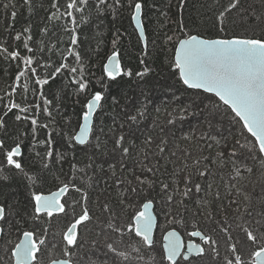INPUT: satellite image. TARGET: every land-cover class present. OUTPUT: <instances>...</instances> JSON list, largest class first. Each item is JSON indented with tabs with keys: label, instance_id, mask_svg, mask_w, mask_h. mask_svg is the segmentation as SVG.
Instances as JSON below:
<instances>
[{
	"label": "trees",
	"instance_id": "obj_1",
	"mask_svg": "<svg viewBox=\"0 0 264 264\" xmlns=\"http://www.w3.org/2000/svg\"><path fill=\"white\" fill-rule=\"evenodd\" d=\"M8 2L9 0H0V45L9 46V51L19 50L21 55H32L23 48V38L19 42L12 39L16 32L24 33L25 28H30L32 39L29 41V45L36 49L34 52L36 57L45 60L50 58L53 67L58 66L61 62H68L72 66L79 67L72 57H69L68 61L61 59V53L66 47L68 37L67 35L61 37L60 29L47 20L48 12L54 11L51 9L52 0H33L34 7L31 10L24 5L23 0H12V3L17 6L15 9L17 16L12 27H9L12 9L9 7L5 10L3 7ZM59 2L63 5L65 0H59ZM126 2L127 0H125ZM143 2L147 48L139 38L132 24L130 10L126 7L119 10L114 17L111 13L106 14L98 26L95 12H93L90 21L80 29L82 42L80 51L86 58L84 67L90 87L88 98L96 91H105L106 95L103 111L98 113L95 120L96 136L92 140V143L95 144L96 139H99L102 145L100 149L88 147L85 150L81 146L75 148L70 146V135L79 130V117L85 97L75 94V86L71 84L67 73L63 76L57 75L55 80L44 86L47 98L52 101L48 107L52 116L55 117V121L51 122L47 113L43 111L33 109L28 113V115H32L35 112L38 124L48 123V128L37 127L36 133L33 135L30 131L32 128L30 120L19 122L15 120L17 109H13L7 116H4L7 111L4 104L9 100L6 93L12 92V85L16 82L15 77L20 69L16 66L17 62L6 60L4 54L0 53V97L3 98L0 99V118L7 121L10 130L6 147L14 145L16 137L12 133L16 132L20 135L23 148V158L19 160L22 163L23 171L6 166L3 163L2 151H0V201L12 207L18 214L16 219L17 223L21 225L20 231L35 223L31 215L33 211L30 202L31 191L35 189H43L45 192L55 191L62 182L75 183L87 191L90 214L97 215L99 220L100 217L112 219L115 216L119 226L127 222L135 208L125 210L121 205L120 200L123 198V192L121 187L116 185V177L112 176L110 165L116 164L117 176L123 175L131 178L129 169L134 165L137 170L139 169L136 157L141 156L142 158L140 149L146 147L145 140L149 137L153 141L150 147L153 151H157V154L158 150L155 148V144L161 139L169 140L173 145V151L177 148H187L189 151L199 154L200 148H203V155L208 157L205 163L215 173L214 176L205 180H200L198 177L193 178L194 181L201 183L202 189L205 188L206 183H211L212 187L210 191L202 190L199 193L200 198L195 202L191 199L186 200L185 204L188 208L186 213L183 208L179 209V212L174 211L165 203L163 194L157 195L160 192L158 184L154 190L137 197V206L140 201L153 198L161 226L159 227V236L174 227L179 229L180 224L171 223L168 214L182 213L185 219L183 224L187 229L198 227L200 230L211 233L213 237L219 235L225 239L228 245L230 231L235 236L237 235L236 231L245 235L243 227L248 226L250 221L259 219V214L264 212V164L261 162L259 153L256 152V159L249 158L247 160V166L252 169V172H244L243 179L234 181L232 179L235 175L234 167L228 153L233 147L238 152L247 153V149H241L236 141L239 140L240 144H245L250 142L249 139L246 135L240 134V125L235 123L232 114L225 111L223 106L210 116L209 112L213 108V100L216 98L198 90L186 89L172 67L176 44L180 38H183L180 21L183 20L184 24L188 26V30L193 33L199 32L202 36L209 38L222 37L225 33L218 32L215 22L218 12L223 9L228 0H187L182 13L179 11V0H143ZM246 5L252 6L254 14H258L262 10L261 0H246ZM46 24L51 30L45 35L42 29ZM254 34L260 36L262 33L257 29ZM227 35H253V33L246 31L244 27L234 26L228 29ZM168 37H172V39L169 40ZM60 39H63L64 43L58 42ZM114 49L119 50L122 68L124 71H131V77L120 76L116 81L107 80L104 66ZM142 60L144 63H141ZM146 66L151 71L143 78L137 77L136 73L143 71ZM39 72L38 69V74ZM168 76L170 77L168 78ZM34 79V77L29 79V88L26 92H21L17 88L16 93L11 96V100L20 104L21 107L32 108L34 103H40L43 107L38 92L36 95L33 94L40 87L35 85ZM23 81L24 77L21 78V83ZM113 98L118 103H114ZM177 106H190L195 111V116L190 117V122H184L183 125L178 124L177 126L168 123L169 113ZM141 107L144 108L145 115L143 118H139L138 124L134 125L135 136L132 141H127L130 124V121L127 120L128 109ZM19 114L25 115V113ZM67 121H71V123H67ZM209 121L212 122L211 128ZM121 124L124 125L123 128L120 127ZM101 128L103 131H100ZM202 132L212 135L215 139L203 142L199 147L194 140L189 142L184 139L185 135L199 136ZM48 133L52 134V161L45 159L47 145L40 143V141L47 140ZM0 134L3 136L2 131ZM121 134L126 136L127 143L134 142L137 146L132 150L130 158L125 159L126 167L123 172H121L120 163L117 162L119 153L114 152V140ZM216 140H219V145L216 144ZM207 144H211V148L207 147ZM224 145L227 147L224 148ZM219 151H223L226 157V163L223 166H220V162L215 160ZM165 155L168 153L166 152ZM248 155L251 157L252 154L248 153ZM161 163L166 164V169H162L155 179L169 183L170 186L173 183H179L183 188V173L180 171L182 163L180 161H161ZM45 164L48 166L45 167ZM89 165L91 167H88ZM80 169H84V171L81 172ZM29 176L37 180L35 188L32 180L28 179ZM232 183H235L236 188L240 189L239 212L235 210L237 205H230L232 197L227 194ZM236 188L231 189L233 195H235ZM217 192L221 197L219 200L215 198ZM261 192L263 195L259 197ZM70 193L69 201L80 199V193L74 191H70ZM245 195L248 199H245ZM105 204H108L112 209L111 214L103 211ZM245 208H247V212ZM208 213L212 214L211 218H208ZM56 218L59 220H55ZM55 219L45 223L42 218L41 221L42 226L49 230L48 239L57 245L53 248L50 244L44 250L43 255L39 256L42 264H48L53 259L64 258L60 243L61 234L66 230L70 217L67 219L55 217ZM105 228L92 222L88 230L84 232L85 241L94 239L103 241L105 236L109 238V242L119 239L117 233L103 230ZM222 228H226L227 232L221 231ZM103 232H108V234L103 235ZM125 239L127 241V238ZM226 242L223 240L220 243L221 252L219 254L222 258L232 256L231 251L225 246ZM120 247L121 250H130ZM161 250L162 244L155 245L153 249L143 248L142 255L133 259L131 264H159ZM81 255L84 256L82 264H86L90 255L89 247L83 248ZM218 256L199 257L200 259L197 258L199 259L197 261L199 264H223L222 259ZM95 258L93 255L92 259Z\"/></svg>",
	"mask_w": 264,
	"mask_h": 264
},
{
	"label": "snow or ice",
	"instance_id": "obj_2",
	"mask_svg": "<svg viewBox=\"0 0 264 264\" xmlns=\"http://www.w3.org/2000/svg\"><path fill=\"white\" fill-rule=\"evenodd\" d=\"M187 0H179V11L182 13ZM23 3L29 10L33 5V0H23ZM7 10L11 7V21L9 27L15 23L17 11L16 4L9 0L3 5ZM128 8L131 13V20L135 22L136 30L139 33V38L145 40V24H144V2L143 0H65L61 5L59 0H52L51 9L48 12L47 20L54 26L60 29L59 35L63 37L67 35L68 40L64 51L61 53L62 61H68L72 57L77 66H72L71 63L61 62L58 66L53 67L51 59H43L35 56L36 49L29 45L32 39L30 28H25L24 33L16 32L12 39L19 42L23 38V48L32 55H21L19 50L9 51V46L0 45V53H3L6 60L17 62L16 66L20 69L15 77V83L12 85V92L6 93L9 97L4 107L7 109L4 116H7L13 109H17L15 120L17 122L30 120L32 128L30 131L35 135L37 127L48 128V123L38 124L36 113L32 115L28 113L33 109L47 113L51 122L55 121L49 107L52 101L45 94L44 86L49 85L50 81L55 80L57 75L63 76L68 74V78L72 85L75 86V94L85 97V102L82 105L80 114V123L78 131L70 135V146L75 148L81 146L82 149L94 147L100 149L102 147L99 139H96L95 144L92 143L96 136L95 120L98 113H102L104 104L106 103L105 91H96L88 98L90 87L89 80L86 77V68L84 67L86 58L81 54V27L88 23L91 19V14L95 12L97 26L102 22V18L111 13L113 17L123 8ZM261 11L254 14L251 5H246V0H228V3L218 12L215 26L218 32L225 33L224 36L218 38H206L199 32L193 33L188 30V26L180 21L183 38H180L176 44L174 59L172 62L173 71L179 77L180 82L186 89L199 90L203 93H209L213 100V108L209 115L216 113L222 106L229 114H232V119L240 125L241 135H246L249 143L240 144L237 140L236 144L241 149H247V153L238 152L235 147L229 151V156L232 158L235 175L232 179H243V173H251L252 169L247 166L249 158L256 159V152L259 153L262 164H264V0H261ZM244 27L246 31H251L253 35H227L230 27ZM262 33L256 36V30ZM51 29L46 24L42 29L46 35ZM27 33V35H25ZM169 40L172 37H168ZM58 42L64 43L63 39ZM115 44V40H114ZM145 48L147 43L145 42ZM43 50L42 48L40 49ZM120 52L114 49L111 55L107 58V63L104 66V74L108 81H116L120 76L131 77V71H124L120 65ZM141 63H144L142 60ZM38 69L40 70L38 74ZM51 69V70H50ZM151 69L145 67L143 71L137 72L136 76L143 78ZM24 77L23 83L21 78ZM35 78V85L40 86L34 91V95H39L43 103H34L32 108L21 107L20 104L11 100L17 88L21 92H26L29 88V79ZM106 88V85H105ZM0 99H3L0 97ZM114 99V103L118 101ZM79 103V101H77ZM59 112V110H57ZM19 113H25L20 115ZM145 115L144 108L128 109L127 120L130 121L127 141H132L135 136L134 125L139 123V118ZM195 116V111L190 106H177L169 113L170 119L168 123L173 126L178 124L183 125L184 122H190V117ZM71 123V121H67ZM124 127L123 124L120 125ZM209 127H212V122L209 121ZM0 131L3 136H0V151L6 158V163L16 170L23 171L19 157L23 155L20 135L13 132L16 137L14 145L6 147V141L9 136V125L7 121L0 118ZM100 131H103L101 128ZM185 140L189 142L195 141L199 145L203 142L214 140L215 137L208 133H201L199 136L192 134L185 135ZM52 134L48 133L46 141H40L46 144V157L48 161L53 159ZM219 140L216 144L219 145ZM114 152L119 153L118 163L121 166V172L126 167L124 161L130 158L132 150L136 149L134 142L127 143L124 134L119 135L114 140ZM152 139L149 137L145 140V148L140 149L141 156H137L139 169L135 165L129 169V176L116 175V164H111L112 176L116 177V185L121 187L123 198L120 200L124 209L135 208V211L127 220V222L116 226L109 222L108 227L112 232L117 233L119 239L109 242V238L105 236L104 240L94 239L85 241L84 232L88 230L93 222V215L90 214L89 196L87 191L75 183L62 182L55 191L45 192L43 189H35L31 191L30 202L33 206L32 218L35 221L33 226L28 230L20 231L21 225L17 223L16 215L9 216L7 205L0 204V236L8 234L9 230H16L18 242L14 243L9 249L10 259L12 264H42L39 256H42L44 250L51 244L53 248L57 245L54 241L49 240V230L41 224L42 218L44 222L50 221L56 215L61 218H69V223L66 230L62 232L60 243L62 244L63 259L50 260V264H82L84 256L81 255V250L86 246L90 249V255L86 264H131L133 259L142 255V249H153L155 247V228L156 217L153 213L154 203L153 198L146 201H140L137 206V197L149 193L154 190L157 184L160 187V192L157 195L163 194L165 203L179 212L183 208L184 212H188L186 200L191 199L193 202L199 199V193L202 190L210 191L212 184L206 183L202 189L200 182L194 181V177L200 180H205L215 175L213 170L205 163L208 157L203 155V148H200L199 154L189 151L187 148H177L173 151V145L169 140L161 139L155 144L158 150L153 151L151 145ZM211 148V144H207ZM224 148L227 145L223 146ZM168 155H165V153ZM248 153H251L249 157ZM39 155V153H37ZM15 158V159H14ZM75 159V157H73ZM175 158V159H173ZM216 161L220 162V166L226 163V157L223 151H219L215 157ZM161 161L176 162L180 161L183 173V188L179 183H169L157 181L155 177L166 169V164ZM48 165L45 164V167ZM75 168V165H73ZM88 167H91L89 165ZM79 171L83 172L84 169ZM32 180L33 187L37 184V180L29 176ZM90 179V178H89ZM236 188L235 183L230 184L228 196L232 197L230 205H237L236 211H240L238 197L240 189L236 188L235 195L231 191ZM74 191L80 193L79 200L69 201V192ZM217 200L220 194L216 193ZM245 199H248L245 195ZM103 211L111 214L112 209L108 204L103 205ZM206 211V209H204ZM247 212V208H245ZM199 214V213H197ZM18 215V214H17ZM170 222L173 224L185 223L183 214L173 215L169 213ZM251 215V213H249ZM212 214L208 213V218ZM21 219H23L21 217ZM39 230V233H38ZM221 231L227 232L226 228ZM245 233L244 241L240 242L244 247L248 248V259H243V253L238 250L237 244L233 243L231 253L234 259H227L226 264H264V213L260 214L259 219L250 221L248 226L243 227ZM190 237H196L201 243L189 241L185 243L180 233L176 228L167 231L162 240L161 262L162 264H193L191 257H204L206 254L219 255L218 242L211 234H205L198 227L188 232ZM127 238V241L126 239ZM231 239V237H229ZM122 246L124 249L121 250ZM185 248L187 251L185 252ZM135 253L136 256H132ZM39 254V255H38ZM95 259H92V256ZM195 264H199L196 261Z\"/></svg>",
	"mask_w": 264,
	"mask_h": 264
},
{
	"label": "rangeland",
	"instance_id": "obj_3",
	"mask_svg": "<svg viewBox=\"0 0 264 264\" xmlns=\"http://www.w3.org/2000/svg\"><path fill=\"white\" fill-rule=\"evenodd\" d=\"M173 74H174V72H173ZM170 75H172V74H170ZM170 76H168V78H169ZM168 80V79H167ZM261 195V196H260ZM259 195V197H262V195H263V193L261 192V194ZM8 206V205H7ZM7 212H8V214H9V216H12V215H16V217L18 216L16 213H15V210L12 208V207H9L8 206V210H7ZM264 213V212H263ZM261 214V213H260ZM260 214H259V216H260ZM163 224V222L161 223V225ZM181 225V227L178 229V231H191V230H193V228H191V229H187L186 228V225H184L183 223L182 224H180ZM117 226V225H116ZM161 227V226H160ZM109 230V231H111V229L108 227V225H107V227L105 228V229H103V230ZM236 233H237V235L235 236L234 235V233L233 232H231V234L229 235V237H231V239H228L229 240V242H228V245H227V242L225 241V239L223 238V237H221V236H217V237H214L216 240H217V242H218V252H221L220 251V243H221V241H223L224 240V242H226V247L228 248V250H230L231 251V245L233 244V243H236L237 244V247H238V250L240 251V252H242L243 253V259H245V260H247L249 257H248V251H249V249L248 248H246V247H244V245L242 244V243H240V242H242V241H244V239H245V235L243 234V233H239V232H237L236 231ZM213 234V233H212ZM15 234H14V230H9V232H8V234H6V235H4V241L2 242V244H1V248H0V257H1V261H2V263L3 264H12V261H11V259H10V252H9V249L13 246V244H11V243H9L8 242V238L9 237H13ZM15 237L17 238V235H15ZM157 241H158V243H159V245L160 244H162V239L160 238V239H157ZM196 243H201V241H198V239H197V241H196ZM159 245H157V246H159ZM130 251V250H129ZM208 255H212L211 253H208V254H206L204 257H202V258H207L208 257ZM218 258H220V254H219V256H218ZM225 258L226 257H224V258H222V263H224V264H226V261H227V259L228 258H226V260H225ZM230 258H232V259H234V257L233 256H230ZM161 259V258H160ZM200 259V258H199ZM199 259H194L193 260V262H196L197 260H199ZM0 261V262H1ZM10 262V263H9ZM159 264H162V262H161V260L159 261Z\"/></svg>",
	"mask_w": 264,
	"mask_h": 264
},
{
	"label": "flooded vegetation",
	"instance_id": "obj_4",
	"mask_svg": "<svg viewBox=\"0 0 264 264\" xmlns=\"http://www.w3.org/2000/svg\"><path fill=\"white\" fill-rule=\"evenodd\" d=\"M0 136H1V134H0ZM11 146H13V145H11ZM10 146V147H11ZM9 147V148H10ZM21 147H22V145H21ZM22 151H23V148H22ZM2 158H4V160H3V163L6 165V166H8L7 165V163H6V158H5V155H4V153L2 152ZM23 158V155L21 156V157H19L18 159L20 160V159H22ZM15 159V158H14ZM22 164V163H21ZM10 167V166H9ZM14 168V167H13ZM2 170H3V168H2ZM71 193L69 192V195H68V197H66L67 199L71 196L70 195ZM70 199V198H69ZM147 200V198L146 199H144L143 201H146ZM1 202V201H0ZM0 204H5V205H7L5 202H1ZM7 210H8V206H7ZM135 211V210H134ZM133 211V212H134ZM133 214V213H132ZM93 215V214H92ZM55 217H58V216H56V215H54L52 218H51V220H53V219H55ZM93 217H94V219H93V223L94 222H96L98 225H101V227H107V225H109V222H111V223H113V224H115V225H117V226H119V224H118V222H117V220H115V216L111 219V218H109L108 219V217H106V218H103V217H100V220L98 219V217H97V215L96 216H94L93 215ZM55 220H59V219H55ZM32 226H27V227H25L24 228V230H28V229H30ZM67 227V226H66ZM180 227H181V225H180ZM194 229H196V228H193V230ZM108 230V229H107ZM178 230V229H177ZM21 231H23L22 229H21ZM167 231H169V230H167ZM167 231H165L164 232V234L163 235H161V236H159L158 234L156 235V238H155V241H156V243H155V245H159V243H158V241H157V239H162L163 238V236L165 235V233L167 232ZM205 234H211V233H207V232H205L204 230H202ZM181 232V231H180ZM188 232L189 231H182L181 232V234H183V236L185 237V241H186V243L188 242V241H190V240H195L194 239V237H190L189 235H188ZM159 233V232H158ZM14 234L15 235H17V232H16V230L14 231ZM106 234H108V232H103V235H106ZM231 234V231L229 232V235ZM15 235L13 236V237H9L8 238V242L9 243H11V244H14V243H17L18 242V239L15 237ZM16 240V241H15ZM4 241V235L3 236H1V240H0V246H1V244H2V242ZM195 241H197V240H195ZM199 241V240H198ZM163 243V242H162ZM1 248V247H0ZM162 251V250H161ZM129 252H131V251H129ZM39 255V254H38ZM131 255H136V254H134V253H131ZM217 256V255H216ZM197 258H199V257H197ZM197 258H191L192 260H194V259H197ZM221 259H222V257H220ZM224 258V257H223ZM226 258H228V259H232V258H230V256H227ZM226 258H225V260H226ZM59 259H61V258H59ZM0 261H1V257H0ZM10 263V262H9ZM0 264H3L2 263V261L0 262ZM48 264H50V263H48ZM224 264V263H223Z\"/></svg>",
	"mask_w": 264,
	"mask_h": 264
},
{
	"label": "water",
	"instance_id": "obj_5",
	"mask_svg": "<svg viewBox=\"0 0 264 264\" xmlns=\"http://www.w3.org/2000/svg\"><path fill=\"white\" fill-rule=\"evenodd\" d=\"M132 24H133V26H134V28H135V30H136L135 22L132 21ZM136 32H137V34H138V36H139V33H138L137 30H136ZM204 37H205V36H204ZM206 38H209V37H206ZM141 40H142V39H141ZM142 42H143V44H145V42H146V30H145V40H142ZM174 54H175V53H174ZM119 59H120V65H121V68H122L121 58L119 57ZM106 63H107V62H106ZM105 65H106V64H105ZM122 70H123V68H122ZM198 91H199V90H198ZM201 92H202V91H201ZM206 94H209V93H206ZM209 95H211V94H209ZM153 203H154V202H153ZM153 213H154V215H155V217H156V228H155V233H154V238H156V235H157L158 232H159V227H160V225H159V218H158V216H157V214H156V205H155V203H154ZM176 230H177V229H176ZM177 231H178V230H177ZM178 232L180 233L182 239L185 241V237L183 236V234H181L180 231H178ZM165 234H166V233H165ZM194 239L197 240L198 238L194 237ZM0 240H1V236H0ZM195 240H190V241L196 243ZM198 240H199V239H198ZM162 242H163V240H162ZM188 242H189V241H188ZM185 243H186V241H185ZM184 251L186 252L187 249L185 248ZM191 258H193V257H191ZM194 258H197V257H194ZM61 259H63V258H61Z\"/></svg>",
	"mask_w": 264,
	"mask_h": 264
}]
</instances>
